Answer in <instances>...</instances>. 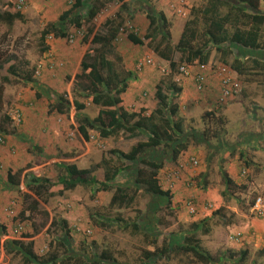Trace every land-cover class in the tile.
<instances>
[{"label": "rangeland", "instance_id": "rangeland-1", "mask_svg": "<svg viewBox=\"0 0 264 264\" xmlns=\"http://www.w3.org/2000/svg\"><path fill=\"white\" fill-rule=\"evenodd\" d=\"M99 1L104 6L92 23L96 31H105L107 19L119 21V16L123 21L114 48L107 55L117 70H132L138 77L130 85H137L142 97L134 99V93L130 91V95L124 97L129 110L135 108L134 112H140L143 109L145 115H151L159 107V88L163 95L170 94L173 84L185 89V83H189L188 96L192 93L203 95L204 91L196 90L194 79L181 73L183 66L193 74L208 73V86L214 84L218 90V79L209 72L214 73L221 65L231 66L239 60L244 70L243 75L238 74L241 92L216 110H211L219 95L218 91L216 96V90L210 103L207 99L197 100L199 106H192L188 96L186 101L183 100L182 93L179 99L174 98L181 104L182 143L187 149L176 162L172 160V150L165 152L162 147L149 150L144 156L164 162L159 180L163 189L174 195L173 203L140 191L135 194L136 200L130 207H113V192L95 194L93 189L82 186L60 193L63 187L57 185L37 196L27 185L31 176L57 183L58 176L63 173L56 165L60 162L94 170L103 159L117 164L112 150L129 152L138 142L146 141L147 136L141 134L129 138L128 133H121L103 138L97 129H90L91 139L85 141L79 134V116L94 119L100 107L83 97V91L75 85V76L81 72L83 56L98 45L92 43V37L88 41L84 39L87 24L83 29H77L72 23L61 22L60 17L71 8L73 0H23L21 10L17 9L18 0H0V14L19 12L23 16V20L17 19L12 24L0 21V63L4 65L0 74L8 78L7 81L0 78V134L5 137V142L0 144V264H25L23 255L18 254L15 247L8 252L5 243L27 242L30 239L26 236L33 237L34 251L38 255L47 257L57 253L62 260L80 257L90 263L107 250L115 259L111 264H202L183 252H173L169 258L143 263L146 251L154 250L166 241L183 245L184 239L192 234L201 248L216 258L223 256L217 264H239L237 259L227 257L230 250L239 253L247 250L244 264H264V217L259 218L250 207L258 195L264 197V70L255 63L257 60L264 62V25L261 50L245 51L231 41H225L219 47L211 45L207 66L203 67L198 61L188 62V56L177 51L173 69L157 54L155 47H166L164 37L167 33V41L172 46L178 45L188 26L195 30V48L206 44L207 38L203 34L208 24L203 11L209 0ZM99 1L97 5H100ZM222 1L232 6L237 0ZM95 2L87 0L85 7L74 15L87 16ZM262 8L259 13L264 15V2ZM229 11L227 6L220 9L222 14ZM153 14L157 17L165 15L167 27L165 29L159 21V32L153 34V39H147L153 32L148 15ZM193 21L196 22L194 25L190 23ZM52 24L67 37H59L56 31L49 30ZM45 31L49 32L47 37H44ZM131 33L140 37L144 45L133 44L128 38ZM10 60L23 70L19 77L8 74ZM142 60H151V63L140 69ZM27 73H32L36 84L23 81ZM60 96L72 104L76 100L85 103L87 108L77 112L73 106L67 115L59 114L53 106ZM183 105L186 109H182ZM17 112L22 117L21 123L12 119ZM207 112H213V117L206 118ZM192 157L200 162L197 168L189 165ZM244 160L253 164L246 167L247 177L241 176L242 167L246 165ZM178 164H184L185 169L173 181L171 174L179 168ZM21 169L24 170L21 185L10 184L9 171L17 173ZM233 169L237 177L235 173L231 176ZM135 172L121 173L117 184L132 185ZM93 174L99 179L104 178L102 168H97ZM225 174L234 180V188L229 189L226 185ZM189 202L196 207L194 214L187 208ZM34 204L35 211L31 210ZM101 219L106 224L102 225ZM63 221L67 222L71 232L69 240L64 236ZM134 223L140 224V230H135ZM195 223L200 224V228L193 231ZM2 228H6L7 236L1 234ZM236 235L237 242L232 239ZM61 242L66 243L68 250L60 245Z\"/></svg>", "mask_w": 264, "mask_h": 264}, {"label": "trees", "instance_id": "trees-1", "mask_svg": "<svg viewBox=\"0 0 264 264\" xmlns=\"http://www.w3.org/2000/svg\"><path fill=\"white\" fill-rule=\"evenodd\" d=\"M73 1L71 8L65 11L60 17L61 22L67 21L69 24L72 23L77 29H83L87 24V32L84 35V39L88 41L92 37V43L98 45L95 50H88L83 56L81 72L75 76V85L83 91V97L91 99L92 104L100 107L98 116L94 119L84 115L79 116L77 126L79 134L85 141H89L91 139L90 129H97L103 138L128 133L129 138H137L142 134V136H147V140L138 142L129 152L112 150L111 155L115 158L117 164H113L111 160L103 159L101 164H98L94 170V168L80 169L76 164L60 162L56 165L63 170V173L58 176L57 183L52 182L48 178L33 175L27 185L37 196H41L44 192L49 191L57 185L63 187L60 193L73 191L79 186L93 189L95 194L100 192H113L111 205L119 208L130 207L136 200L135 194L140 191H145L159 198H165L171 204L174 202V195L169 190H164L159 180L160 172L165 167L164 162H158L153 159L149 160V158L146 159L144 156L149 150L162 147L165 152L172 150V160L176 162L181 153L187 149V145L182 143L184 120H181L179 117L181 107L179 102L174 101V98L179 99L183 88H177L176 84H173L170 86V94L166 95H163L161 92L162 88H159L157 92L159 107L151 115H145L143 109L140 112L127 109L123 95L128 91L130 82L137 80L138 77L132 70L126 72L117 70L113 62L108 60L107 55L114 48V44L122 30L123 21L119 16V21L112 18L107 19L104 24L105 31H96L92 23L100 13L101 7L104 4L96 0L92 7L89 8L87 16H75L76 11L85 7L87 0ZM97 1H99L100 5H97ZM263 2L264 0H237L235 4L229 6V4L224 3L222 0H209L208 7L203 11L204 20L208 24L203 34L207 38L206 44L195 48L193 44L196 37L195 30L188 26L185 28L178 45L172 46L167 41L169 36V33H167L164 37V41L167 42L166 47L160 49V46H158L154 50L157 51V54L161 58L168 61L173 69L176 66L173 57L177 51L185 53L188 56V62L194 63L198 61L199 65L203 67L207 66L209 60L208 47L211 45L213 47H219L223 42L231 41L245 51L261 50L263 47L262 27L264 25V15L259 12L263 9ZM224 6L230 7V11L226 14L220 12V9ZM122 7H125V4ZM17 19L23 20V16L19 12L15 14H0V21L6 20L9 24H12ZM148 19L150 20V28H152L153 32L147 35V39H153V34L158 33L160 30L159 21L163 23V27L166 29L167 19L163 14L159 17L155 14L148 15ZM190 23L194 25L196 22L193 21ZM55 27L52 24L49 30L56 31L59 37L61 35L62 37H67L64 32L58 31ZM228 30L233 31V33L229 34ZM44 33V37L49 35L48 31ZM128 38L135 45H144L142 39L136 34L131 33L128 35ZM255 63L264 70V62L257 60ZM7 65L8 74L14 77H19L23 71L19 69L13 60L8 61ZM3 67V63H0V68L3 69ZM230 67L236 72L237 76L238 74H244L243 65L239 60H235ZM0 78L5 81L8 80L7 77H1V74ZM22 79L23 81L25 80L29 83L36 84L32 73H27L26 77ZM1 93L2 89L0 87V95ZM37 97H41L40 93H37ZM73 106L77 112H83L87 108L85 103L76 100L72 104L66 97L60 96L59 101L53 106V109L59 114L67 115ZM213 115V112H207L205 117L207 118L208 116L211 118ZM6 120L11 121V118L6 117ZM207 134L206 132L205 136ZM215 136H218V132H216ZM137 164L139 167L135 168L134 166ZM245 164L242 167V171L247 169L246 167L253 165L247 160ZM180 165L178 164V166ZM97 168L104 170V178L99 179L93 174ZM134 170H136V177L132 185L127 183L117 184V177L121 173H131ZM23 171V169L17 173L9 171L7 176L8 182L14 186H20ZM224 179L229 189L234 188L235 182L228 174H225ZM193 207L196 209L194 205ZM250 207L252 208V206ZM31 210H37L35 204L31 207ZM101 221L102 225L106 224L104 219H101ZM62 223L64 236L69 240L71 232L68 230V224L66 221ZM133 226L135 230H140V224L134 223ZM199 228L200 224H193V231ZM2 230L3 232L1 234L5 235L6 228H2ZM26 237L30 239L27 242L14 240L6 242L7 244L5 243V248L8 249V252H11L9 249L15 247L17 253L23 255V262L25 264H67L69 261H72L71 264H111L115 261L107 250H104L100 254V258H95L90 263H87L80 257H70L62 260L57 253H51L49 256L44 257L34 251L33 237ZM184 241L185 244L183 245H173L166 241L162 246L151 251H146L143 257V263L169 258L173 252L190 254L202 264H217L223 260V256L216 258L201 248L194 234L187 236ZM62 244L66 248V243L61 242L60 245ZM66 249L68 250V248ZM238 253L230 250L227 257L232 260L237 259L239 264H244L247 261L248 251L241 250Z\"/></svg>", "mask_w": 264, "mask_h": 264}, {"label": "built area", "instance_id": "built-area-1", "mask_svg": "<svg viewBox=\"0 0 264 264\" xmlns=\"http://www.w3.org/2000/svg\"><path fill=\"white\" fill-rule=\"evenodd\" d=\"M17 9L21 10L24 6L23 0H18ZM147 63H151V60H142L140 61L139 68L143 67ZM181 73L187 77H192L194 79L195 87L198 92H203L206 90L208 86V79L209 75L208 73L202 71L196 74H193L188 67L183 66L181 67ZM209 74L214 75L217 77L219 82V95L216 98L215 102V109H220L224 105H226L228 102L233 100L240 92H241V83L238 80V76L236 72L228 65H221L214 73L209 72ZM12 119L14 122L21 123L22 117L17 112L15 115L12 116ZM5 142V137L0 134V144H3ZM189 165L192 168H197L200 165V162L197 158L192 157L189 161ZM185 169V165L181 164L177 170H175V173H172L171 176L173 177V181L175 178L180 177L181 172ZM248 170L244 169L242 171L241 176L247 177L248 176ZM187 208H189L190 212L194 214L196 212V209L193 207V203L189 202L187 204ZM252 212L257 215L259 218L264 217V197L262 195H258L253 202ZM21 229V228H20ZM18 230H16L17 232ZM239 235V234H238ZM236 239H239L238 236Z\"/></svg>", "mask_w": 264, "mask_h": 264}, {"label": "crops", "instance_id": "crops-1", "mask_svg": "<svg viewBox=\"0 0 264 264\" xmlns=\"http://www.w3.org/2000/svg\"><path fill=\"white\" fill-rule=\"evenodd\" d=\"M185 89H183V92H182V98H183V100L185 99V101H186V99H187V96H188V92L190 93V91H191V88H190V85H189V83H185ZM216 90V87L214 86V84L213 85H209L208 86V88L203 92V95H200V94H196L195 96H194V93H192V94H190L188 97H190L189 98V100L191 101V102H189V103H192L191 105L193 106H199V103L197 102V100H199V102H200V99L202 100V101H204L205 99H207L208 101L209 100H212V99H214L215 98V94H214V91ZM132 92V93H134V95H133V98L134 99H141V91L138 89V86L137 85H134V86H132V85H130L129 86V89H128V91L126 92V94H124L123 95V99H124V102H125V104H126V100H125V96L126 95H130V93L129 92ZM218 91H219V88H218V90H216V96H217V94H218ZM212 93H213V95H212ZM192 95H193V98H192ZM193 99V100H192ZM194 99L196 100V102H194ZM207 101V102H208ZM184 102V101H183ZM182 102V103H183ZM215 102H216V100H215ZM215 102H214V105H213V107L211 108V110L212 109H214V107H215ZM209 103H210V101H209ZM181 105V104H180ZM125 107L128 109V106L127 105H125ZM190 107V106H189ZM135 109V108H134ZM134 109H130V110H134ZM182 109H186V107H185V105H183V107H182ZM260 139V138H259ZM257 140V139H256ZM254 142V144H256V142L255 141H253ZM255 159V158H254ZM234 167H235V165H234ZM233 173H235L234 175L237 177V174H236V172H235V170L233 169V172H232V174H231V176L233 177L234 175H233ZM238 235V234H237ZM237 235L236 236H234V237H232V239L234 240V241H238L239 239H236V237H237ZM4 236H7V234H5Z\"/></svg>", "mask_w": 264, "mask_h": 264}, {"label": "clouds", "instance_id": "clouds-1", "mask_svg": "<svg viewBox=\"0 0 264 264\" xmlns=\"http://www.w3.org/2000/svg\"><path fill=\"white\" fill-rule=\"evenodd\" d=\"M208 84H209V83H208ZM207 88H208V86H207ZM207 88H206V89H207ZM214 109H215V107H214ZM215 110H216V109H215Z\"/></svg>", "mask_w": 264, "mask_h": 264}]
</instances>
